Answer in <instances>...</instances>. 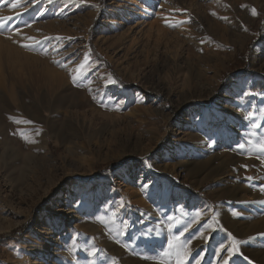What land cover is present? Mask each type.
Returning a JSON list of instances; mask_svg holds the SVG:
<instances>
[{
	"label": "rangeland",
	"instance_id": "rangeland-1",
	"mask_svg": "<svg viewBox=\"0 0 264 264\" xmlns=\"http://www.w3.org/2000/svg\"><path fill=\"white\" fill-rule=\"evenodd\" d=\"M68 1L0 0V264H264V0Z\"/></svg>",
	"mask_w": 264,
	"mask_h": 264
},
{
	"label": "snow or ice",
	"instance_id": "snow-or-ice-1",
	"mask_svg": "<svg viewBox=\"0 0 264 264\" xmlns=\"http://www.w3.org/2000/svg\"><path fill=\"white\" fill-rule=\"evenodd\" d=\"M13 7L15 8L16 5H13ZM253 14H256L255 9H253ZM24 46L30 47V45H24ZM82 67H83V65H81V68ZM76 79H77V77L73 76V82H75ZM113 82H115V81H113ZM239 148L243 149L244 145L240 144ZM260 148L262 150H264V144H261ZM146 167L151 169L152 168L151 163L146 164ZM142 187H146V185H142ZM196 215H197V217H199L201 214H200V212H197ZM229 235H231V233H229ZM180 236H183V233H181ZM180 236H174L173 240L169 241V248L170 249L175 248L176 264H186L187 259L191 255L190 248H189L190 242L185 241V243L179 244L178 242L180 240ZM200 238L205 239L203 232L200 233ZM219 252L226 253V256H221L220 259L223 261V264H229V260L232 258V256L237 254V249L235 247H232V246H226V245L221 244L219 247ZM94 254L95 253H93V255ZM201 259L202 258L197 259L195 264H201ZM245 259H247V257H245Z\"/></svg>",
	"mask_w": 264,
	"mask_h": 264
},
{
	"label": "bare ground",
	"instance_id": "bare-ground-1",
	"mask_svg": "<svg viewBox=\"0 0 264 264\" xmlns=\"http://www.w3.org/2000/svg\"><path fill=\"white\" fill-rule=\"evenodd\" d=\"M39 1V0H38ZM46 4H45V8L47 7L48 9L50 8H57L60 7V9H64V8H68L70 5L68 4V0H45ZM71 1V0H70ZM25 2V1H24ZM37 3V2H36ZM28 4V3H27ZM42 4V3H41ZM41 7V6H40ZM43 7V6H42ZM18 8V7H17ZM44 8V7H43ZM30 9H32V11H39L38 6L37 8L35 7V5L31 6ZM46 10V9H44ZM33 14V13H32ZM45 14V13H44ZM42 20V19H41ZM36 76H33V74H31L33 77H37V74L34 73ZM61 76V75H59ZM61 78V77H60ZM66 78V77H65ZM58 88V87H57ZM32 108V107H31ZM33 110H29L28 111V115L32 116V119L35 118V115H32ZM36 112V111H35Z\"/></svg>",
	"mask_w": 264,
	"mask_h": 264
}]
</instances>
